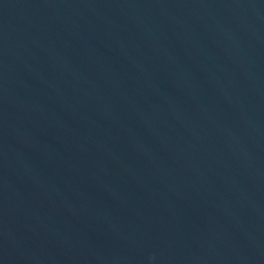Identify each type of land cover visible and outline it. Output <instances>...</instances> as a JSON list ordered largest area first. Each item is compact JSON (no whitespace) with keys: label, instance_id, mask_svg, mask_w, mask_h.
<instances>
[{"label":"water","instance_id":"water-1","mask_svg":"<svg viewBox=\"0 0 264 264\" xmlns=\"http://www.w3.org/2000/svg\"><path fill=\"white\" fill-rule=\"evenodd\" d=\"M0 264H264V0H0Z\"/></svg>","mask_w":264,"mask_h":264}]
</instances>
